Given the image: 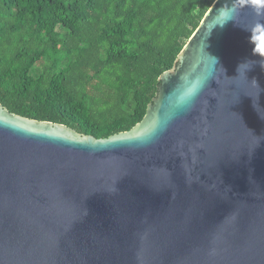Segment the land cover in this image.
I'll list each match as a JSON object with an SVG mask.
<instances>
[{"label": "water", "instance_id": "water-1", "mask_svg": "<svg viewBox=\"0 0 264 264\" xmlns=\"http://www.w3.org/2000/svg\"><path fill=\"white\" fill-rule=\"evenodd\" d=\"M0 264H264V0H215L127 132L0 105Z\"/></svg>", "mask_w": 264, "mask_h": 264}, {"label": "trees", "instance_id": "trees-1", "mask_svg": "<svg viewBox=\"0 0 264 264\" xmlns=\"http://www.w3.org/2000/svg\"><path fill=\"white\" fill-rule=\"evenodd\" d=\"M215 0H0V105L96 139L127 132Z\"/></svg>", "mask_w": 264, "mask_h": 264}]
</instances>
